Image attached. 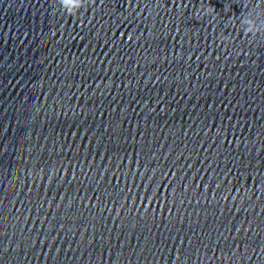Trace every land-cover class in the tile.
I'll use <instances>...</instances> for the list:
<instances>
[{"label":"water","instance_id":"obj_1","mask_svg":"<svg viewBox=\"0 0 264 264\" xmlns=\"http://www.w3.org/2000/svg\"><path fill=\"white\" fill-rule=\"evenodd\" d=\"M0 264H264V0H0Z\"/></svg>","mask_w":264,"mask_h":264},{"label":"clouds","instance_id":"obj_2","mask_svg":"<svg viewBox=\"0 0 264 264\" xmlns=\"http://www.w3.org/2000/svg\"><path fill=\"white\" fill-rule=\"evenodd\" d=\"M87 2L88 0H57L59 8L71 16L77 15L80 9L87 6ZM69 5L72 6L71 9H69ZM209 9H207V12L213 11V9L211 11ZM246 23L248 25L246 32L252 33L253 35L259 33L261 26L254 19L247 20Z\"/></svg>","mask_w":264,"mask_h":264}]
</instances>
